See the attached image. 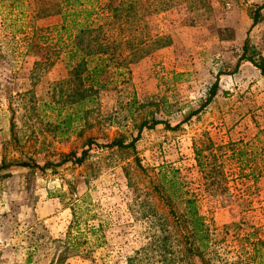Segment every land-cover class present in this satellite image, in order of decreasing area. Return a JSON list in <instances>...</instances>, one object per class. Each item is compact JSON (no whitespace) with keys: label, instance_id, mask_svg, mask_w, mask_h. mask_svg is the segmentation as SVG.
<instances>
[{"label":"rangeland","instance_id":"374dc122","mask_svg":"<svg viewBox=\"0 0 264 264\" xmlns=\"http://www.w3.org/2000/svg\"><path fill=\"white\" fill-rule=\"evenodd\" d=\"M263 1L171 0L147 18L155 31L169 32L171 43L130 64L122 81L100 87L91 112L63 134L43 104L66 72L60 59L48 64L24 52L21 28L31 25L34 3L20 0L10 24L0 23V264H25L28 247V264H54L73 205L90 250L62 264H124L135 252L148 254L146 243L160 226L182 249L184 229L163 202L160 166L176 168L194 196L210 231V264H251L257 241L264 264V150L243 146L264 137V79L245 59L264 63V5L251 25ZM215 79L216 92L201 110L176 129L165 127L196 109ZM152 119L161 123L137 135ZM135 136L132 148L105 146ZM203 144L202 154L213 155L203 161L214 163L216 174L196 164L194 146ZM243 148L245 159L238 155ZM83 149L80 164L63 157ZM172 206L179 217L181 205Z\"/></svg>","mask_w":264,"mask_h":264},{"label":"trees","instance_id":"16d2710c","mask_svg":"<svg viewBox=\"0 0 264 264\" xmlns=\"http://www.w3.org/2000/svg\"><path fill=\"white\" fill-rule=\"evenodd\" d=\"M31 25L25 29L22 36L25 53L40 54L43 61L51 64L54 59H60L65 69V78L58 80L51 87L50 97L44 102L45 109L54 111L58 116L56 127L63 134L68 133L73 127V122L82 119V112H91V106L96 101L97 90L114 82L122 81L124 75L129 73V65L143 58L151 51L167 46L172 39L169 32H159L152 28L148 16L154 12L167 10L171 0H32ZM20 0H0V23L9 25L10 17L14 11L21 9L17 3ZM264 1L256 6L252 16L253 25L259 16V10ZM53 18L47 23H38L41 19ZM243 57V54L240 55ZM251 62L264 79V63L254 60L250 56L245 58ZM36 63V62H34ZM122 79V80H121ZM217 89L215 79L207 89L205 99L198 107L186 114L174 126L165 127L176 129L191 115L201 110L214 96ZM161 120L152 119L149 123L141 122L137 127V135L144 126L152 128ZM264 133V129L262 130ZM136 135V136H137ZM136 136L124 143L119 138L112 139L105 146L118 148L133 147ZM253 153L264 150V137L254 142L244 143ZM205 145L194 146L196 164L205 174L219 172L214 163L205 162L203 159L212 152L207 150L202 154ZM85 149L78 156L74 152L64 154L65 160H72L80 164L86 157ZM204 155V156H203ZM238 155L246 157L245 149H240ZM15 165L28 166L27 162H19ZM44 164L42 167L47 166ZM5 165L0 164V169ZM157 177L163 192V202L168 207V214L175 219L178 226L184 229V246L178 248L177 240L172 230L167 227H159V233H153L151 241L146 243L148 254L143 251L135 252L125 259L124 264H210L207 259L210 252L209 228L205 218L200 214L194 196L188 194L183 186V180L179 177L176 168L160 166ZM217 184L218 181L216 182ZM159 191L158 186H155ZM174 202L181 205L179 217L172 206ZM72 206V221L66 236L62 241L61 250L54 257V264H62L69 256L80 255L88 257L90 250L86 246L89 241L86 232L79 228L80 218L76 209ZM179 218V219H178ZM178 219V220H177ZM74 228L75 232L70 233ZM90 235H96L97 227L88 226ZM261 241L251 243L249 258L251 264H261ZM25 257V264L29 263V252ZM152 258V259H150ZM148 259V260H147ZM150 261V262H148Z\"/></svg>","mask_w":264,"mask_h":264}]
</instances>
